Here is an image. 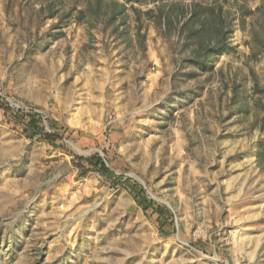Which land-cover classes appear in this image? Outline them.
Listing matches in <instances>:
<instances>
[{"label":"rangeland","instance_id":"rangeland-1","mask_svg":"<svg viewBox=\"0 0 264 264\" xmlns=\"http://www.w3.org/2000/svg\"><path fill=\"white\" fill-rule=\"evenodd\" d=\"M0 264H264V0H0Z\"/></svg>","mask_w":264,"mask_h":264},{"label":"crops","instance_id":"crops-1","mask_svg":"<svg viewBox=\"0 0 264 264\" xmlns=\"http://www.w3.org/2000/svg\"><path fill=\"white\" fill-rule=\"evenodd\" d=\"M56 10L54 7L52 8V5H50L49 12H48V17H54L55 16ZM57 14V13H56ZM121 15V14H120ZM125 14L124 12L122 13L121 16H119L117 21L122 20V22H125ZM116 26V24H114ZM125 27V28H123ZM115 34L117 36H122L125 40H128L127 36V26L125 23L121 26L120 29L115 30ZM56 42V41H55ZM127 42V41H126ZM65 80H52L53 85L59 86L57 91H54L55 89H52V94L48 93L47 96V101H46V109L49 112L50 116L52 117L53 121L59 125L63 126L65 128L69 126H72L67 117H80V118H87V117H93L100 115L104 113L106 110H113L118 109L115 106H112L110 103H105V102H111V95L105 94L101 89L100 92H95L96 90L92 87V85L87 82V85L90 86L89 89L86 91L84 97L81 100H78L80 102L77 105H70L68 103V99L66 98L65 95ZM119 98L117 97L115 100H118ZM98 101V102H97ZM100 104V106H98ZM73 130L74 129H70ZM83 131H88L86 129V126H79L75 132H83ZM71 165V162H69ZM73 169L75 171L79 172V169L72 165ZM16 169V168H15ZM18 169V168H17ZM15 175H17L15 173ZM72 180H75L77 182L82 180V177L77 174L75 177L72 175H54L53 181L56 187L62 188L65 185L71 184Z\"/></svg>","mask_w":264,"mask_h":264},{"label":"trees","instance_id":"trees-1","mask_svg":"<svg viewBox=\"0 0 264 264\" xmlns=\"http://www.w3.org/2000/svg\"><path fill=\"white\" fill-rule=\"evenodd\" d=\"M221 48L217 47L212 49L211 51L207 52L205 57H203V60H208L210 57L215 55V53L220 52ZM47 138L53 140L54 138L51 135L46 136ZM85 161L90 165L91 168L98 169L99 171L110 173L109 168L103 161L101 157L98 155L91 156L89 158H86ZM86 171H89V168H86ZM84 172L85 174L87 172ZM135 200L137 203L144 209V211L153 210L154 212L158 213L159 217H162L163 210L159 206H155L151 200H149L145 195V189L143 187L134 186L133 189H131Z\"/></svg>","mask_w":264,"mask_h":264},{"label":"built area","instance_id":"built-area-1","mask_svg":"<svg viewBox=\"0 0 264 264\" xmlns=\"http://www.w3.org/2000/svg\"><path fill=\"white\" fill-rule=\"evenodd\" d=\"M17 108L21 110H26L32 114H36L38 117H41L42 120L46 123L47 115L42 110L26 104H17Z\"/></svg>","mask_w":264,"mask_h":264}]
</instances>
